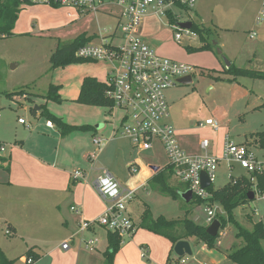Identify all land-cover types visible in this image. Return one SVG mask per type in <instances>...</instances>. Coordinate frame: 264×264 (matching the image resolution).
Masks as SVG:
<instances>
[{
	"label": "rangeland",
	"instance_id": "1",
	"mask_svg": "<svg viewBox=\"0 0 264 264\" xmlns=\"http://www.w3.org/2000/svg\"><path fill=\"white\" fill-rule=\"evenodd\" d=\"M28 7L36 8L27 6L24 10ZM38 7L42 8V6ZM53 9L56 12H51L54 17L42 11H35L39 13L30 15L34 18L41 17V21L45 23L40 30L39 28L35 30L36 33L17 35L13 31L12 37L0 39V114L2 116L0 139L11 137L16 127H23L18 122L20 117L27 122L37 121L30 110H23L18 103L8 97L9 94L29 87L39 95H46L50 84L59 82L62 85L61 100L63 102L75 96L77 91L75 82L81 74L77 67L89 68L92 65L91 67L99 73L107 72L108 74V65L97 64L95 66L96 63H78L60 68L55 73L50 71V57L59 43H72L81 37L98 35L99 31L102 34L113 33L117 23L116 18L94 14L83 16L80 20L70 23L62 11ZM169 11L173 18L180 22H192L205 29H210L214 33L218 49L204 48L197 34L188 37L185 32L181 33L184 35L181 43H177L175 35L178 32L170 24ZM263 11L264 0H197L190 10L172 7L165 11L167 14L164 16L148 12L141 26V37L156 53L157 48L163 47V50L173 57L169 60L195 69L192 85H180L165 93L169 105V122L177 134L178 132L186 134V141L191 142L192 146H197L202 140L207 139L210 142L208 152L211 154V151L216 150L218 158L224 156L225 137L227 136L237 145L247 144L258 157L263 156V151H260L254 144L250 145L249 142L254 139L252 135L264 133V109H258L264 104V80L249 77H239L235 80L233 76L224 72L228 63L241 69L254 71L264 69ZM21 14L22 12L18 20L29 16L23 13L21 17ZM41 21L34 19L33 26L38 25L39 27ZM116 35L122 37V31H117ZM252 35L255 36L253 40L250 38ZM116 42L120 40L116 39ZM188 48L192 51H188ZM28 90L24 96H33L28 93ZM57 104L50 102L52 108L65 117L76 119L85 116V114L62 106V103ZM35 107L31 105V108ZM13 109L20 110L16 112ZM96 114L93 113L84 120L90 117L95 119ZM208 119L218 121L221 129L215 132L211 128H201L200 124ZM45 121V117L40 118V122L45 123ZM156 149L158 150L156 153H135L134 156L141 162L152 161L161 165L168 163L162 147ZM105 163L107 165L106 161ZM115 168L123 176H130V182L122 186L125 190H136L144 183L146 184L137 166L133 165L132 169H128L116 162ZM135 169L137 173H133ZM250 176L238 163L221 161L213 187L220 190L231 182V177ZM169 186L175 191L176 198L162 195L148 185L147 188H142L137 193L136 198L139 199L140 205L136 208L144 210L147 205L155 218L188 219L198 225L209 227L208 215L205 211L208 204L199 205L196 201L191 204L186 203L182 198L186 186L180 183L174 175L169 181ZM214 209L218 211L217 216L224 215V210L218 203H214ZM249 216L252 218L249 219ZM7 217L0 210V247L8 245L10 255L16 257L14 259H19L20 255H23L19 253L26 244L6 234L9 230ZM16 217V220L22 223L20 215L9 216L11 220ZM234 220L247 230H252L254 224L260 221L264 222V199L257 197L249 205L237 208L234 211ZM219 234L218 243L220 241L222 245L225 244L228 250L240 247L242 244V241L236 237L237 227L233 223L226 225ZM225 246L223 245L222 248L224 249Z\"/></svg>",
	"mask_w": 264,
	"mask_h": 264
},
{
	"label": "crops",
	"instance_id": "2",
	"mask_svg": "<svg viewBox=\"0 0 264 264\" xmlns=\"http://www.w3.org/2000/svg\"><path fill=\"white\" fill-rule=\"evenodd\" d=\"M38 6H33L36 8L28 7L22 11L21 17L23 13H27L29 16L22 17L17 21L15 34H33L36 33L35 30L38 28L40 30L45 26L41 17H30L34 13L37 15L42 11L44 14L54 17L51 13H56L53 7L42 6L40 8ZM58 10L65 14L70 23L74 22L68 18V10L65 9V12L64 9ZM34 19L41 21L39 27L38 25L33 26ZM56 28L60 29L61 27ZM157 54L163 58L173 59L169 56V52L163 50V47L157 48ZM93 63H96L95 66L97 64L107 65L101 62ZM91 66L89 68L77 67L81 74L75 82L77 84L75 96L72 97L73 99L62 102V106L85 114L84 118L74 119L61 115L50 105L52 101L35 97L44 95L35 93L31 88L27 90L33 96L12 98L25 111L28 109L31 112V105H35L36 115H32L37 119L33 123L26 121L27 125L19 123L24 128L16 127L11 137L0 139V143L5 146V151L0 153L4 160L0 165V210L8 216V229L13 239H20L26 244L19 253L23 254L19 259H14L16 257L10 255L8 245H1L0 248L10 260H20L16 264H27L25 255L31 248L34 249L33 253L37 256L33 264H106L104 253L108 248L107 235L109 231L101 227H94L84 233L79 232L80 220L95 221L106 211V204L94 187L97 179L108 173L115 177L121 186H125L130 182V176H123L115 168V163L117 162L128 169H132V166L135 165L141 170L142 178L146 180V184L140 186L142 189L148 187V181L156 174L153 171L154 167L159 168L160 171L168 166V163L161 165L152 161H142V163L134 156L135 153L142 154V152L137 151L129 140L113 137L114 128L119 127L120 124L122 115L120 112H116L114 119L110 108L75 103L79 98L83 79L94 78L105 84L107 72L99 73ZM56 71L59 69L53 73ZM55 84L50 85L61 86L59 91L61 98L62 85L59 82ZM41 106H45L48 112L62 119L69 126H90L94 130L73 132L64 137L54 122V128L46 126V122L51 120L46 119L45 123L40 122ZM13 110L18 112L20 109ZM93 113H97L95 119L90 117L84 120L85 117ZM177 136L185 152L202 153L201 143L192 146L191 142L186 141V134L178 132ZM94 138H101L106 142L102 151L92 158L97 151V147L93 143ZM226 138L229 137H225V141ZM251 143L252 141L249 142V144ZM157 147H162V145L155 141L151 152H158ZM211 154L219 157L216 150L211 151ZM78 171L87 174L86 181L73 178V174ZM136 197L129 207V212L138 226L144 210L136 208L140 205L139 199ZM72 207L79 209L80 214L72 212ZM16 214L22 217V223L16 220L17 217L12 220L9 218ZM90 241L93 242L92 250L86 247V243ZM188 242L193 251L192 259L185 257L178 264H235L227 258L225 253L228 249L225 244H223L225 246L223 249L220 241L218 243L219 251L209 250L204 244L197 243L194 239ZM65 243L69 245L67 250L62 248ZM172 248L173 245L169 240L137 228L134 235L123 242L114 264H175L179 258H176L174 251L171 255ZM142 249L147 251L146 259L142 257ZM168 260L171 261L168 262Z\"/></svg>",
	"mask_w": 264,
	"mask_h": 264
},
{
	"label": "built area",
	"instance_id": "3",
	"mask_svg": "<svg viewBox=\"0 0 264 264\" xmlns=\"http://www.w3.org/2000/svg\"><path fill=\"white\" fill-rule=\"evenodd\" d=\"M196 1L180 0L175 4L172 0H30V3L66 9L68 18L73 21L93 14L116 18L113 33L100 32L91 36L94 40L80 48L76 57L108 65L106 96L114 103L110 111L114 119L116 112L122 114L119 127L114 128L113 137L129 140L133 147L142 153L151 152L153 143L158 141L167 157L168 166L173 169L174 177L186 185L188 191H192L193 197L207 202L208 208L205 211L208 215L207 222L211 225L216 220L218 211L214 209V204L208 203L212 196L208 189L202 188L201 173L208 174L212 186L216 180L219 163L226 161L238 163L250 175H264V148L259 142L254 143L263 151L260 158L247 145H237L226 138L224 156L218 158L208 152L210 142L204 139L200 144L203 153L191 155L185 152L179 143L175 128L169 122V105L165 93L180 86V79L188 76L193 78L195 69L159 56L140 34L148 12L164 16L167 14L165 11L172 7L190 10ZM169 14H172L171 11ZM178 23L182 22L178 20ZM173 27L178 32L175 35L178 43L183 39L182 32L188 37L195 36L191 30H181L177 24ZM119 30L122 31V37L116 35ZM254 37L250 36L251 39ZM116 39L120 42L117 43ZM18 122L27 125L24 119H19ZM46 126L54 128V123L47 121ZM200 127L211 128L215 132L221 129L219 122L214 119L206 120ZM105 142L101 138L93 139L97 151L92 158L102 151ZM4 151L5 146L0 145V153ZM133 173H137V170ZM73 178L86 181L88 177L86 173L78 171L73 174ZM252 181L256 184V179ZM94 187L106 204V211L95 221L80 220L79 232L84 233L91 228L101 227L117 233L123 242L131 238L137 230V225L130 215L129 207L141 188L125 190L119 181L108 173L99 177ZM257 197L264 199V195ZM71 211L80 214L76 207H72ZM6 234L9 235L10 232L7 230ZM92 245V241L86 243L90 250ZM62 248L67 250L68 243L63 244ZM141 254L144 259L147 258L145 249L141 250ZM26 263L33 264L34 261L27 258Z\"/></svg>",
	"mask_w": 264,
	"mask_h": 264
},
{
	"label": "trees",
	"instance_id": "4",
	"mask_svg": "<svg viewBox=\"0 0 264 264\" xmlns=\"http://www.w3.org/2000/svg\"><path fill=\"white\" fill-rule=\"evenodd\" d=\"M175 4L179 3L180 0H172ZM34 6L30 3V0H0V39L8 38L13 36L16 23L19 18V14L24 10V7ZM55 9H60L57 6H53ZM170 16V24L172 26L178 24V20L174 19L172 14ZM194 34H197L203 44L204 48H217L218 44L215 41L214 33L210 29H205L199 25L193 23L191 30ZM94 37H81L75 42L61 44L59 43L56 50L50 57V71H55L60 68H64L73 64H84L93 63L88 60H81L76 57L77 51L88 43L92 42ZM188 51H192L188 48ZM227 74L233 76L236 80L239 77H249L255 80H264V69L261 71H254L249 69L237 68L231 64L230 67L224 70ZM29 89V87H28ZM27 89H22L13 94H9L8 97L26 95ZM60 87L51 85L46 95L35 96L43 98L47 101L55 103H62L59 95ZM78 104L91 106V107H106L113 108L114 103L106 96V86L98 82L94 78H86L82 84L81 92L78 100L75 101ZM41 115L48 120L54 122L59 127L62 136H67L73 132H90L94 128L90 126L75 127L69 126L63 122L62 119L53 116L48 112L45 106H41ZM258 109H264L262 104ZM32 114L36 115L35 109H31ZM252 143L259 142L261 147L264 148V133H258L252 135ZM251 143V144H252ZM250 144V145H251ZM1 146H4L0 143ZM247 145V144H245ZM248 146V145H247ZM4 160L0 156V165ZM9 170V169H6ZM173 175V169L170 166L160 170L156 173L149 181L148 185L158 191L160 194L165 196H172L176 198L175 191L169 186V181ZM231 182L226 185L223 189L216 190L213 185L208 189L212 198L208 200V203H218L224 210V215L217 216L216 220H219L222 224L221 230L225 229L226 225L233 223L237 227L236 237L242 241L240 247L232 248L226 252L227 258L235 264H264V222L260 221L254 224L252 230H247L240 226L234 220V211L241 207L247 206L252 201H255L258 196L264 195V175L253 174L250 177H231ZM256 179V184L252 181ZM186 186V185H185ZM188 192L186 186L184 193ZM255 192V199L250 200V193ZM197 202L199 205L206 204L204 200L192 198L191 203ZM251 219L252 217H248ZM139 229L149 231L160 237H163L171 242L173 245L171 255L173 254L174 246L180 241L196 240L197 243L204 244L209 250H217L218 239L217 237H211L207 234V228L194 223L191 220H167L164 217L155 218L150 208L145 205L143 214L140 219V223L137 226ZM10 232V230H8ZM11 236V232L9 234ZM108 248L104 253L106 264H114L115 257L119 253L123 240L117 233L108 232L107 235ZM34 249L31 248L26 253V258H32L35 262L37 256L33 253ZM171 260H168L170 262ZM182 259H177L175 264H178ZM16 260H10L4 251L0 248V264H16Z\"/></svg>",
	"mask_w": 264,
	"mask_h": 264
},
{
	"label": "water",
	"instance_id": "5",
	"mask_svg": "<svg viewBox=\"0 0 264 264\" xmlns=\"http://www.w3.org/2000/svg\"><path fill=\"white\" fill-rule=\"evenodd\" d=\"M177 26L181 30H192L193 23L192 22H182L178 23ZM217 44V43H215ZM230 63H228L227 68L230 67ZM179 83L183 86H189L193 84V78L191 76L182 78L179 80ZM153 171L155 173L159 172V168L154 167ZM201 185L203 189H209L211 187V181L208 177V174L206 172L201 173ZM250 200L255 199V193H250ZM183 200L186 203H190L193 198L192 191H188L182 195ZM222 228V224L219 220H215L208 228H207V234L211 237H217L220 233V230ZM174 253L179 259H184L185 257H192L193 251L191 248V245L188 241H180L174 246Z\"/></svg>",
	"mask_w": 264,
	"mask_h": 264
}]
</instances>
